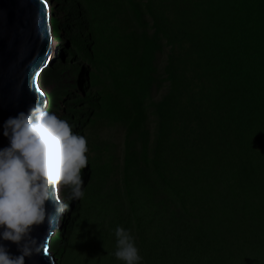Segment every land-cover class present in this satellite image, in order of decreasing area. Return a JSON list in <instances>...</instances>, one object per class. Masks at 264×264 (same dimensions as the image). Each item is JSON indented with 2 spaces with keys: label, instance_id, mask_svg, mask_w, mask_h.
<instances>
[{
  "label": "trees",
  "instance_id": "obj_1",
  "mask_svg": "<svg viewBox=\"0 0 264 264\" xmlns=\"http://www.w3.org/2000/svg\"><path fill=\"white\" fill-rule=\"evenodd\" d=\"M191 1L193 10L188 3L179 4L174 9L171 8L173 10L172 20L175 28L179 31H177L178 35H188L192 38L200 37L194 46L199 49V56L202 61L201 68L207 69L214 76L213 85L208 88V92H205L207 105L210 107L211 104H214L216 109H220L221 112L224 111L225 116L218 118V121L221 120V124L223 121H229L232 128L231 132H234L241 141L240 147L253 150L254 141L244 139L240 132L242 125L237 124L236 128L232 127V123L236 124L232 115L239 111L235 105L237 93L243 92L245 96L253 99L246 108V111H250L257 108L259 91L257 85L262 86L261 94L264 92V0ZM85 2L88 5L84 10L93 13L88 25L84 27L79 24V29L86 28L87 35L92 39L94 53L92 54L83 48L84 40L82 38L76 37L73 43L89 61H93L92 56L96 53L99 56L96 59L101 65L95 69L93 76L95 81L92 82L100 83L104 92H100L101 97L92 104L94 112L91 117H88L87 114L84 117L88 118L93 126L98 122L95 118H106L112 123L122 122L126 127L125 140L131 136L136 138L139 136V139L142 140L148 137L149 130L146 121L152 111L156 116L155 132L153 133L154 145L160 146V148L163 140L167 141L170 135V121L176 117L184 127L181 135L182 147L189 148L190 142H193L190 141L191 137L186 134V131L194 124L202 130L206 129V124L201 120V112L198 106L193 107L196 102V97L190 96L194 94L193 91H189L190 93L185 96L186 106L182 105L177 96H182L184 87L175 86L173 80H171L169 88L162 94L160 100H154L152 95L153 86L155 88L162 87L160 82H157L158 78L152 76L151 58L154 51L160 47V37H170L169 33L172 28L166 26L167 18L163 22L158 20L150 0H88ZM123 9L124 12H121ZM167 9L168 7H165L164 10ZM160 13L163 14L164 11ZM146 16L152 19L153 35L146 33ZM188 28L190 32H188ZM107 31V38H103L102 34ZM99 39L104 41L103 45L100 44ZM199 75L197 73V76ZM102 78L105 80L104 84ZM256 95L257 98L254 100ZM88 99H86L87 104H89ZM236 104H239L242 109V101L237 100ZM151 106L152 109H148ZM253 119L256 120L255 117ZM77 121L82 122L79 117H77ZM77 121L72 119L68 122L75 126ZM81 126L83 129L86 127ZM226 141L224 138V142ZM135 152L137 157L133 162L136 163V167H133L132 174L128 172L127 168L124 169L121 192L124 198L130 197L129 205L132 212L126 213L128 216L120 218V213L116 214L115 211L110 210L108 205H104L105 201L110 198V194L104 189L102 182H98L96 187L87 186L84 190V196L78 201L80 203L77 222L78 226L80 224V236L84 235L86 226L88 229L91 228L93 218H97L100 226L94 235L99 236H90V239L97 240V245L100 241L106 247L115 248L114 229L120 225L131 230L140 255L148 264H173L175 262L182 264L177 260L179 251L183 252L185 257L189 259L188 262L196 264L198 261H203L207 263L208 259H201V253L193 250L184 239L190 236L192 232L190 225L181 219L176 218L178 231L174 233L176 238L173 237L174 243L179 241V246H176L179 250L176 254L169 252L173 245L168 243L166 234L144 231L143 219L138 217L137 212L145 213L148 203L142 211L139 205L132 206L131 202L137 201L139 203L141 196L139 194L146 193L142 192V189L146 187L148 190L149 172L143 170L138 178L136 175L141 171L139 164L147 161L148 157L142 148L135 150ZM159 153H161V149H153L152 165L159 161ZM132 154L133 152H131ZM183 158L187 162H190L189 160L196 161L191 151H187ZM126 164L127 162H125L124 167H127ZM174 164L178 173L182 177H187L186 167L183 163ZM252 171L254 172L253 169ZM241 172L239 176L241 185L257 186L245 165H243ZM252 175L254 176V174ZM161 183L164 189L168 186L167 176L163 175ZM261 186L264 187V184L261 183ZM177 190L179 189L175 191ZM157 191L160 192L161 189H157ZM115 196L117 197V192L112 195V197ZM130 215H132L131 218ZM126 218L129 221H126ZM198 226L197 240L201 241H197L196 249L205 247L202 239L210 236L206 235L209 228L208 223L201 220ZM135 227L139 229L137 233ZM210 238L207 240L213 243ZM261 248H264V245ZM243 249V257L248 256L250 260H256L255 257L258 256L264 261V252L259 248L248 246ZM111 252V254L114 253L112 250ZM219 252L220 250L216 252V255ZM226 259L227 257L224 258V263H226ZM246 260L248 261V259Z\"/></svg>",
  "mask_w": 264,
  "mask_h": 264
},
{
  "label": "clouds",
  "instance_id": "obj_2",
  "mask_svg": "<svg viewBox=\"0 0 264 264\" xmlns=\"http://www.w3.org/2000/svg\"><path fill=\"white\" fill-rule=\"evenodd\" d=\"M181 35L173 39L171 32L169 33L170 37L165 42L167 44L166 47H168V51L164 55L165 58L158 60L159 57H157V53H163V50L166 48L162 46L161 39L159 41L160 47L152 55V76L158 78L157 82H160L162 86L167 81V85L163 88L162 92H160L159 88L153 86L155 89H158L157 94H152L155 98L154 100H160L162 94L169 88L171 80H173L175 86H179L183 79L192 78L198 72H195L192 76H189V73L201 68L202 61L199 56V49L194 46L200 37L192 38L188 35ZM257 88L259 89L258 98L257 95L254 97V100L258 99L257 108L246 111V108L253 99L245 96L243 92L237 93L235 105L239 108V111L232 115L236 123H232V127L236 128L237 124L242 125L240 132L244 139L254 141L253 150L240 147V139L237 138L234 132L231 133L237 139L238 146L242 150V155L248 156L254 153L263 158L264 150L261 153L255 147V144L259 145L258 142H262L261 146H264V92L261 94V85H257ZM44 99L46 102L45 106L40 103L30 104L26 110L19 111L15 116H9L3 123V135L7 138L8 144L0 148V241L15 243L19 254L13 255L8 251L5 244L0 243V264H25L26 258H31L40 251L38 239L32 236L31 233L35 226L42 224L46 219V202L49 199L50 187L66 188L69 193V201L80 199L84 196V190L87 186L96 187L98 182H102V186L109 193L107 187L108 180L118 176L117 173L119 172L121 174L120 181L123 184L124 169L127 168L129 173L133 171V167H136V163L133 161L137 157V153H134V151L140 150V148L146 151L148 159L139 164L141 171L139 174L136 173V175L139 176L143 170H147L150 178L146 194L151 191V195L158 197L155 198L153 208H147L145 213L137 212L138 217L143 219L144 231L166 234L168 243L173 245L172 250L169 252L176 254L177 250H179L176 247L179 246V241L174 243L173 237H175L174 233L178 231L176 218L181 219L190 225L192 234L184 239L193 250L201 253L202 257L209 251L207 259L212 255L216 256V252H213L211 247L215 241L218 243L220 249L223 247V241L219 238L216 239L215 234L222 226L224 209L218 208L220 216L216 221L207 220L208 210L206 208L213 207L209 203L204 202L202 195L199 197L202 201L200 204H198L199 200L196 203L190 200L192 194L199 191L196 182L194 183L188 176L182 177L175 167L173 171L177 178L173 180L168 179L167 165L163 159H171V155L163 153V149L164 152L166 151L164 145L161 148L154 145L155 137L153 133L155 132L156 124L154 112L151 111L146 121L149 130L151 117L154 116V131L149 130L148 137L142 140L139 139V136L137 138L131 136L125 140L126 127L122 122L112 123L106 118L100 119L94 116L96 121H98L96 124L103 123L104 126L123 129V140L119 145L116 143V146L105 140L97 142L94 146L97 151L110 150L108 159H105V162H103V159L95 156L90 159L88 164L86 153L88 151L87 146H91L92 144V140L89 138L91 129H88L89 131L87 132L85 128L84 136L74 132L73 126L66 119L60 118L54 112L47 110V106L49 105L48 94H44ZM237 100L242 101V109L239 104H236ZM148 106L150 107V105ZM148 109H152V106ZM93 110L92 113L94 112ZM96 124L93 126L89 122L87 127L93 126L92 129H96V126H98ZM151 136L153 137L152 139H150ZM227 143L228 140L224 142V144ZM154 148H157V150L161 149V153H159V161L152 165L151 158ZM131 152H133L132 155ZM194 156L196 161L199 162L201 160V156H197L196 154ZM238 158L242 163H237L234 169L237 178L239 179L242 167L245 165L249 171V175L256 181L257 186L250 187L246 184L241 185L240 183L234 191L249 197L250 194L254 193L261 186V183L264 184L261 182L264 175L258 174L250 166L246 158L245 160L240 157ZM114 160H119L120 165L117 166ZM125 162H127V167H124ZM163 175L167 176L168 179V186L165 189L161 183ZM159 183H161V188H158ZM115 189H112L111 197L115 192H117V196L122 195L120 193L122 185L120 188L117 187V190ZM157 189H161V191L158 192ZM176 189L179 190L175 191ZM60 193L62 198L64 196L62 189ZM64 205L66 204L64 203ZM253 206L256 209L253 213L259 219V221H256L254 231L260 232L258 234L264 237V200H258V203L253 201ZM248 209L249 207H247ZM154 211L156 212L154 213ZM201 220L209 224L206 235L210 236L202 239L204 240L205 247L196 249L197 241H201L197 240L199 233L198 225ZM249 220L248 216L241 218L233 216L231 225L228 227V233L233 236L234 232L248 229ZM126 221H129V219ZM213 225L218 228L215 229ZM154 226H157L160 230ZM138 231V227H135V232L137 233ZM114 235L116 238V248L113 255L122 261L123 264H141L143 257L140 255L131 230L117 225L114 229ZM207 238H210L213 243L208 241ZM259 247L264 252L261 244H259ZM239 251H242L239 250V246H236L234 251L229 250L230 253H234L233 258L237 260ZM179 256L185 257L183 252L181 253L180 251L177 258ZM228 259L227 257L226 260ZM202 263L205 262L198 261L196 264ZM183 264L195 263L184 262Z\"/></svg>",
  "mask_w": 264,
  "mask_h": 264
},
{
  "label": "rangeland",
  "instance_id": "obj_3",
  "mask_svg": "<svg viewBox=\"0 0 264 264\" xmlns=\"http://www.w3.org/2000/svg\"><path fill=\"white\" fill-rule=\"evenodd\" d=\"M46 1L49 2L51 10V25L53 22V28L51 29L53 61L50 66L42 71L38 83L40 88L48 94L49 105L47 106V110L54 112L58 117L66 119L67 121L72 119L77 121V117H79L82 122L77 121L76 125L73 126V131L84 136L85 131L81 125L86 126L87 132L91 129L92 136L89 134V138H91L92 144L91 146H87L88 151L86 153L88 164L90 159L95 156L100 157L103 159V162H105V159H108L110 150L99 152L94 148L95 144L105 140L115 144V146L116 143L119 145L123 140V129L104 126L103 123L96 124L98 125L96 129H92L93 126L87 127L89 119L85 118L84 115L87 114L88 117H90L94 108L92 104L96 103L101 97L99 93L104 92L100 83L96 84L92 82L95 81L93 77L95 69L101 64H99V61L96 59L99 58L97 53L92 56L93 61L91 62L88 58L83 56L75 43H73L76 37L82 38L84 40L83 48L87 49L92 54L94 53L92 39L87 35L86 28L79 29V24L84 27L88 25L93 12L88 13L84 10L88 5L85 1L88 0ZM186 3L190 4L193 10V3L191 0H182V3L181 0H150V4L158 20L163 22V20L167 18L168 21L165 24L168 28H172L171 34L174 39L178 37L179 31L175 28L173 23V10H171V8L174 9L175 6ZM165 7H168V9L164 10ZM162 11H164L163 14L160 13ZM121 12H124V9L121 10ZM145 24L147 25V35H153L154 28L151 17L146 16ZM194 31L196 30L194 29ZM188 32H190V29ZM102 35L103 38H107L108 31ZM160 39L163 43L162 46L166 47L167 44L165 42L168 39L162 36ZM100 41V44L103 45L104 41ZM163 51V53H157V57H159L158 60L165 58L164 55L167 53L168 47ZM195 72H198L200 75L197 76V74H195L192 78L183 79V81L180 82L181 85L178 87L181 88L183 85L184 88L182 90V96H177L182 105L186 106L187 101L185 96L190 93L189 91H193L194 94L190 95L196 97V102L193 104V107L196 105L198 106L201 112V120L206 124V129L202 130L196 124L192 125L190 129L186 131V134L191 137L190 141L193 143L190 142L189 148H183L181 144V135L184 127L181 121L176 117L170 121V135L168 140H165L166 142L164 140L162 142V145L166 147L164 153L171 155L172 159H163L167 165L168 179L173 180L177 178L173 171L174 162L178 164L183 163L186 167V175L194 183L196 182L199 187V191L193 193L190 200L195 203L199 200L198 204H200L202 201L199 197L202 195L204 202L209 203V205L213 207L206 208V210H208L207 220L216 221L220 216L218 208L224 209L222 226L215 234L216 239L219 238L223 241V247L220 249L218 243L215 241L212 251L217 252L220 250L219 254L210 256L208 262L202 264H224L225 257L229 258L225 264H264V261L258 256L255 257L256 260H250L248 256L243 257L244 247L253 246L260 249L259 244H261V246L264 245V237L259 235L260 232H258V234L254 231L256 221H259V219H257L256 214L253 213L256 211L253 206V201L258 203V200H264V187L259 186L249 197L234 191L240 184V179L237 178L234 172L237 163H242L238 157L244 160L246 158L250 166L258 174L264 175V155H262L263 158H260V156L254 153L248 156L242 155V150L238 146V141L231 133L232 128L230 122L223 121L221 124V120L220 122L218 121V118L225 116L223 114L225 112L216 109L214 104L208 107L207 100H205V92H208V88L213 85L214 76L210 74L207 69L203 68L195 69V71L189 73V76H192ZM102 82L103 84L105 83L104 78H102ZM166 85L167 81L163 83L162 88H159L160 92L163 91ZM157 90L158 89L153 87L152 94H157ZM87 98H89V104L86 102ZM154 123V116H152L151 122L149 123L150 131H154ZM225 137L228 140L227 144H224ZM152 138L151 136L150 139ZM258 143L259 145L255 144V147L262 153L264 146L261 145L263 143ZM194 144H196V146H194ZM115 146L113 145V147ZM187 151L201 156V160L199 162L191 160H189L190 162L185 161L183 156ZM114 161L117 166L120 165L119 160ZM132 173L131 171L130 174ZM117 174L118 176L114 175L115 177L110 178L107 182L110 198L105 201L106 203H104V205H108L112 212L115 211L116 214L120 213L121 218L128 216L126 213H130L132 210H130L129 205L130 197L124 198L123 195L111 197L112 188H120L122 185L120 181L121 174L119 172ZM261 182L264 183V178L261 179ZM158 188H161V183H159ZM59 189H62L64 194L62 199L66 204L65 215L61 218L60 227L56 231L55 236L51 239L49 245L50 251L55 257L56 264H123L122 261L111 254V250L114 252L116 247L112 249L106 247V245H103L99 240V245H97V240L90 239V236L93 237V235L97 233L98 226H100L97 222V218H93V225L91 228L88 229L86 226L84 235L80 236V224L78 226L77 222L79 199L69 201L68 190L66 188ZM146 191V187L142 189V192ZM150 193L151 191L149 193L147 192V194H139L141 195L139 198L140 202L137 203V201H134L131 202V205H139L140 209L143 211L148 201L146 199H149L148 208H153L155 205V198L158 197ZM74 203L75 207L73 206ZM247 207H249L248 210ZM233 216L237 218L248 216L250 220L248 229L241 232H234L233 236H231L228 233V227L231 225ZM129 217L131 218L132 215ZM126 220H128V218H126ZM154 227L160 230L157 226ZM213 227L215 229L218 228L215 225H213ZM152 230L154 231L153 228ZM97 236L99 235H94V237ZM236 246H239V250H242L239 251L238 260L233 258L234 253L229 252V250L234 251ZM261 251L263 252V250ZM208 256L209 251H207L202 258L207 259ZM220 257L222 258L220 259ZM246 259H248L249 262ZM177 260L183 264L184 262H188L189 259L179 256ZM141 264L148 263L143 260ZM173 264L179 263L175 262Z\"/></svg>",
  "mask_w": 264,
  "mask_h": 264
},
{
  "label": "water",
  "instance_id": "obj_4",
  "mask_svg": "<svg viewBox=\"0 0 264 264\" xmlns=\"http://www.w3.org/2000/svg\"><path fill=\"white\" fill-rule=\"evenodd\" d=\"M51 18L46 0H0V148L8 144L3 123L9 116L33 103L45 106L38 80L53 61ZM46 208L45 221L31 233L38 239L40 251L26 258L25 264H56L49 245L65 215L59 188H49ZM0 243L13 255L19 254L15 243Z\"/></svg>",
  "mask_w": 264,
  "mask_h": 264
},
{
  "label": "bare ground",
  "instance_id": "obj_5",
  "mask_svg": "<svg viewBox=\"0 0 264 264\" xmlns=\"http://www.w3.org/2000/svg\"><path fill=\"white\" fill-rule=\"evenodd\" d=\"M51 48H52V42H51Z\"/></svg>",
  "mask_w": 264,
  "mask_h": 264
}]
</instances>
